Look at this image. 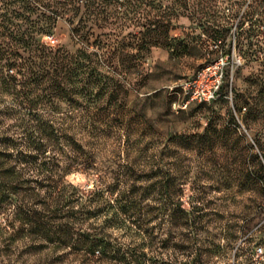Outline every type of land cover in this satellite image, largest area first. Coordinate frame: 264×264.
Instances as JSON below:
<instances>
[{
	"label": "rangeland",
	"instance_id": "obj_1",
	"mask_svg": "<svg viewBox=\"0 0 264 264\" xmlns=\"http://www.w3.org/2000/svg\"><path fill=\"white\" fill-rule=\"evenodd\" d=\"M58 1L0 0V32L6 28L20 57L34 66L42 60L43 47L90 54L91 66L77 69L73 76L76 87L90 78L92 94L81 98L93 99L103 82L109 86L116 83L121 85L124 104L112 114L114 127L111 136L103 138L95 151L94 168L75 171L67 179L83 188H104L117 177L135 178L160 164L163 172L177 174L180 189L176 186L172 190L180 193L181 201L189 208V196L197 191L196 185L207 183L213 173L237 177L233 188L222 192L228 197L219 199L218 193L209 192L206 210L211 223L249 231H240L236 247L214 264H245L250 255L264 258V232L258 228L263 220L257 224L260 194L246 190L239 179L247 164L253 170L257 168L250 146L258 151L256 140L264 132V111L254 114L245 102L252 96L264 101V52L255 54L245 39L253 22L246 16L253 8L243 15L248 4L245 0H78L70 8H62ZM223 9L231 10L234 18L228 23L225 37L217 40L214 35L224 22L219 15ZM244 19L240 29L239 22ZM169 21L170 30L166 25ZM256 34L264 43V25ZM222 52L226 61L224 83L216 100L186 104L182 83L208 62L218 60ZM5 98L7 103L11 101L10 96ZM7 103L0 101V111ZM123 113L129 137L121 126L119 114ZM230 115L238 127L231 123ZM87 117L81 115L71 121L84 141L88 139ZM0 120V128L13 124L11 120ZM209 126H226L227 132L208 160L168 141L177 134L204 133ZM189 169L191 173L187 174ZM169 219L166 215L151 222L156 233L169 235ZM115 234L121 236L120 231ZM246 238L247 242L242 243ZM6 242L0 235L3 264H79L62 251L29 252L23 241L10 243L4 250ZM241 243L244 248L238 250Z\"/></svg>",
	"mask_w": 264,
	"mask_h": 264
},
{
	"label": "trees",
	"instance_id": "obj_2",
	"mask_svg": "<svg viewBox=\"0 0 264 264\" xmlns=\"http://www.w3.org/2000/svg\"><path fill=\"white\" fill-rule=\"evenodd\" d=\"M76 1L59 0L58 5L70 8ZM245 2L248 4L243 15L253 8L246 16L253 22L244 38L255 54L264 52V43L256 38L264 25V0ZM219 15L224 22L217 27V40L225 37L228 23L234 18L227 9ZM245 22H239L240 29ZM166 25L170 30L171 21ZM10 36L6 28L0 32V101L7 103L5 97H11L1 109L0 119H4L1 123H13L0 128V235L8 241L4 250L10 243L23 241L29 252L62 251L79 264H214L236 247L240 231L247 233L249 229L211 223L206 209L209 192L218 193L219 199L228 197L222 192L233 188L237 177L213 173L207 183L196 185L197 191L189 196V208L184 206L180 193L172 190L176 186L180 189L177 174L163 172L160 164L135 178L117 177L104 188H83L70 182L69 174L94 168L96 149L103 138L111 136L115 120L112 114L124 106L121 85L103 82L94 98L85 100L81 96L92 94L90 78L81 87L72 82L77 69L91 66L90 54L43 47L42 60L34 66L20 57ZM90 71L92 74L94 69ZM261 99L252 96L245 101L254 114L264 111ZM81 115L88 116L86 141L71 122ZM119 117L125 135L131 136L126 115ZM230 121L238 127L233 115ZM243 122L248 124L245 119ZM226 132V126H209L204 133L177 134L168 141L208 160ZM256 144L258 151L250 147L257 168L253 170L247 164L239 179L246 190L260 194L257 224L263 220L258 228L264 232V132ZM218 165L223 167L222 163ZM190 173L191 169L187 170ZM166 215L171 229L163 237L151 222ZM242 243L238 250L244 248ZM245 264H264V258L250 255Z\"/></svg>",
	"mask_w": 264,
	"mask_h": 264
},
{
	"label": "built area",
	"instance_id": "obj_3",
	"mask_svg": "<svg viewBox=\"0 0 264 264\" xmlns=\"http://www.w3.org/2000/svg\"><path fill=\"white\" fill-rule=\"evenodd\" d=\"M222 52L218 60L208 62L195 75L182 83L186 104L190 102L209 103L215 100L224 83L226 61Z\"/></svg>",
	"mask_w": 264,
	"mask_h": 264
}]
</instances>
